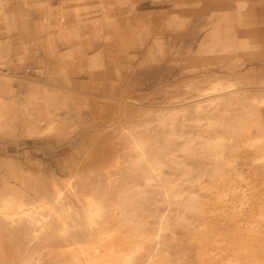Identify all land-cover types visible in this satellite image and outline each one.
<instances>
[{
	"label": "rangeland",
	"instance_id": "rangeland-1",
	"mask_svg": "<svg viewBox=\"0 0 264 264\" xmlns=\"http://www.w3.org/2000/svg\"><path fill=\"white\" fill-rule=\"evenodd\" d=\"M53 2L59 6L50 10L49 30L72 49L49 57L57 67L38 75L0 74V195L17 192L35 201L57 184L72 207L79 206L72 192L111 203L134 180L121 142L125 129L156 128L162 110L194 104L190 85L213 76L238 79L244 108L228 107L217 130L232 136L227 160L214 164L200 153H178L182 166L195 168V178L197 170L202 174L184 186L199 196L200 211L180 221L183 209L166 208L155 192L160 188L151 189L158 202L150 210L170 217L155 264H264L263 145H249L264 134V105L256 112L246 108L249 98H264V0ZM46 5L48 0H0V32L8 34V22L17 21V31L32 35L31 16L41 19ZM37 29L45 33L46 24ZM216 31L223 45L212 48ZM8 50L0 43V60ZM51 123L57 126L53 134L29 135ZM197 129L194 123L182 128L187 135ZM173 167L165 172L171 182L179 175ZM81 229L74 227L66 239L34 242L25 222L0 224V264H20L34 251L41 254L38 264H76L71 248L92 241ZM124 234L115 237L117 250L126 247ZM250 245L256 246L252 254L246 253ZM136 264H148L146 254Z\"/></svg>",
	"mask_w": 264,
	"mask_h": 264
},
{
	"label": "bare ground",
	"instance_id": "bare-ground-1",
	"mask_svg": "<svg viewBox=\"0 0 264 264\" xmlns=\"http://www.w3.org/2000/svg\"><path fill=\"white\" fill-rule=\"evenodd\" d=\"M226 44V50L233 47L230 41ZM221 45V37L216 31L211 47ZM187 88L195 93L192 97L196 99L194 104L174 105L162 110L156 128L138 124L121 133L126 150L125 163L134 180L111 203L95 193L79 195L72 192L79 202L77 208L72 207L57 184L50 194H42L35 201L17 192L5 193L0 195V224L11 228L25 222L28 237L34 242L46 237L66 239L74 227L82 228L84 236L92 241L87 245L76 243L77 248H71L75 250L71 262L76 264H136L144 254L148 264L160 262L162 240L170 228V217L150 210L158 202L156 195L161 197V204L166 208L178 206L183 209L178 216L180 221H185L187 214L196 213L201 208L199 196L191 192L192 187L184 186L198 181L202 174L197 170L195 178V168L182 166L178 153L187 157L200 153L214 164L226 161L225 151L232 136L217 132L224 125L221 117L230 106L244 108L240 105L244 102V94L238 79L213 76L203 84ZM249 101L246 108L253 112L264 105V98L251 97ZM221 109L225 112L221 113ZM187 123H194L197 131L187 135L182 130ZM56 130L57 126L51 123L43 129H33L29 135L44 137ZM249 145H263L258 160L264 164V134L251 140ZM171 164L179 174L173 182L165 174ZM67 187L68 190L73 188L70 183ZM156 187L160 189L155 195L151 189ZM150 219H154V224ZM122 233L126 236L121 245L126 247L117 250L114 241ZM255 249V245H250L246 253L252 254ZM40 259L39 252H29L20 264H38Z\"/></svg>",
	"mask_w": 264,
	"mask_h": 264
},
{
	"label": "crops",
	"instance_id": "crops-1",
	"mask_svg": "<svg viewBox=\"0 0 264 264\" xmlns=\"http://www.w3.org/2000/svg\"><path fill=\"white\" fill-rule=\"evenodd\" d=\"M16 3L17 2H15V4ZM46 3L47 0H42V4L45 5ZM58 6L59 5L54 4L53 0H48V5H46L42 11L43 15L41 19H39V15L32 14V35H22L17 31L20 29V25L17 21L8 22V34H2L0 32V43L4 44V46L9 49V54L3 56L4 59L0 60V74L10 75L14 77V79H17L26 75L28 72H31L33 75L34 73L38 75V72L46 71L47 67H57V64L50 62L49 57L55 56L58 58V55H64L72 49L71 45L64 43L57 32L49 30L53 27L52 25H54L53 22H50L53 17V13H51L50 10ZM12 7H16V5ZM16 13L15 11V14ZM48 22H50L49 25L47 24ZM43 23L46 24L47 30L42 34L37 28ZM49 43L54 45V52H52L51 47L48 46ZM95 47H98V45L95 44ZM23 57H26L24 63H22ZM42 57H45L49 63L44 62Z\"/></svg>",
	"mask_w": 264,
	"mask_h": 264
}]
</instances>
